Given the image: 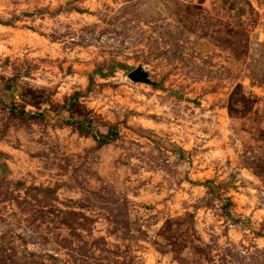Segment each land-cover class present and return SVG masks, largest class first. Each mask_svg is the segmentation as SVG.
<instances>
[{"label":"rangeland","instance_id":"1","mask_svg":"<svg viewBox=\"0 0 264 264\" xmlns=\"http://www.w3.org/2000/svg\"><path fill=\"white\" fill-rule=\"evenodd\" d=\"M0 264H264V0H0Z\"/></svg>","mask_w":264,"mask_h":264},{"label":"water","instance_id":"2","mask_svg":"<svg viewBox=\"0 0 264 264\" xmlns=\"http://www.w3.org/2000/svg\"><path fill=\"white\" fill-rule=\"evenodd\" d=\"M128 77L135 82H149L147 72L142 67H136L128 73Z\"/></svg>","mask_w":264,"mask_h":264}]
</instances>
